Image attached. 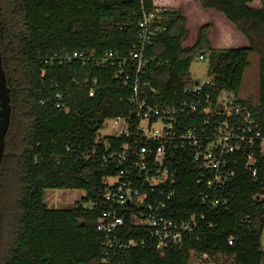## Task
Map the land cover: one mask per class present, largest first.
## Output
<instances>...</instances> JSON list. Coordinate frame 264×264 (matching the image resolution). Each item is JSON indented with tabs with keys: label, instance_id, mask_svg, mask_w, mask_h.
Here are the masks:
<instances>
[{
	"label": "trees",
	"instance_id": "16d2710c",
	"mask_svg": "<svg viewBox=\"0 0 264 264\" xmlns=\"http://www.w3.org/2000/svg\"><path fill=\"white\" fill-rule=\"evenodd\" d=\"M159 7L166 10V29L148 48L147 78L163 98L174 101L193 83L189 68L198 53L211 63L213 84L207 90L239 94L249 55L258 53L259 101L251 110L264 138V0H0V48L11 90L0 168V264L264 263V156L259 143L256 177L240 158L236 175L215 193L221 201L215 207L199 195L200 171L191 154H176L179 175L170 216L182 220L196 215L199 220L182 248L161 252L149 233L133 229L123 236L145 240L143 247L106 253L105 237L96 228L100 210L85 206L101 199L103 180L114 173L102 167L99 157L87 155L98 146L104 119L128 114L130 90L115 79L112 67L58 66L44 59L56 50L126 55L143 12ZM214 17L222 23L219 46L210 36L217 26ZM190 24L197 27L195 36L189 34ZM54 84L69 110L56 108ZM201 120L192 116V123ZM45 189H83L86 195L72 208L49 209Z\"/></svg>",
	"mask_w": 264,
	"mask_h": 264
},
{
	"label": "built area",
	"instance_id": "2783aa9c",
	"mask_svg": "<svg viewBox=\"0 0 264 264\" xmlns=\"http://www.w3.org/2000/svg\"><path fill=\"white\" fill-rule=\"evenodd\" d=\"M165 11L159 7L143 12L126 55L113 50L101 54L56 50L44 59L46 64L58 66L81 62L83 67H112L115 79L130 90L128 114L104 119L96 138L98 146L87 155L99 157L102 167L114 170L103 180L101 199L85 204L100 210L96 228L105 237L106 253L143 247L145 240L123 236L133 229L149 233L163 252L169 247L182 248L198 228L196 215L182 220L170 216L179 175L177 153L191 154L200 171L197 183L205 189L199 195L212 207L220 204L215 193L236 175L240 158L245 170L253 177L257 175L256 144L261 145L264 138L249 100L226 90L210 92L207 88L213 82L209 77L193 81L182 96L166 101L160 88L147 78L151 59L148 48L166 29ZM199 59H206L204 53ZM92 84L96 86L97 79ZM52 87L56 108L69 110L58 84ZM192 116L202 120L192 123ZM101 129L110 133L100 137Z\"/></svg>",
	"mask_w": 264,
	"mask_h": 264
},
{
	"label": "rangeland",
	"instance_id": "374dc122",
	"mask_svg": "<svg viewBox=\"0 0 264 264\" xmlns=\"http://www.w3.org/2000/svg\"><path fill=\"white\" fill-rule=\"evenodd\" d=\"M217 26L213 29L210 36L213 43H217L216 46L222 44V33L220 29L221 20L217 17L213 19ZM199 26V25H198ZM222 26V25H221ZM197 27L192 26L190 24L189 34L190 36H195V31ZM193 32V33H192ZM229 36V35H228ZM194 38V37H193ZM230 38V37H226ZM250 65L247 68L243 84L239 93L241 98L247 99L251 102V104L256 105L259 101V79H260V60L259 54L252 52L249 55ZM211 67L210 61L206 59H199V53L195 55L193 61L191 62L189 68V75L192 81H203L209 78V70ZM110 133L108 129H101L99 131V136L103 137ZM264 141V139L262 140ZM262 145V144H261ZM264 148V145H263ZM86 195V191L83 189H45L44 191V203L47 205L49 209H69L76 205L77 202L81 201V199ZM8 228V227H3ZM4 235H6L4 233ZM262 246L264 248V230L262 235ZM5 240H3L2 249L4 250ZM264 264V263H263Z\"/></svg>",
	"mask_w": 264,
	"mask_h": 264
},
{
	"label": "water",
	"instance_id": "95a60500",
	"mask_svg": "<svg viewBox=\"0 0 264 264\" xmlns=\"http://www.w3.org/2000/svg\"><path fill=\"white\" fill-rule=\"evenodd\" d=\"M11 121V90L8 86L7 74L3 65L0 48V168L5 154L6 137ZM1 209V192H0Z\"/></svg>",
	"mask_w": 264,
	"mask_h": 264
},
{
	"label": "crops",
	"instance_id": "0c3cea01",
	"mask_svg": "<svg viewBox=\"0 0 264 264\" xmlns=\"http://www.w3.org/2000/svg\"><path fill=\"white\" fill-rule=\"evenodd\" d=\"M162 8V7H161ZM246 72V71H245ZM245 75V74H244ZM263 145H264V141L262 142V145H261V153L262 155L264 156V148H263Z\"/></svg>",
	"mask_w": 264,
	"mask_h": 264
}]
</instances>
